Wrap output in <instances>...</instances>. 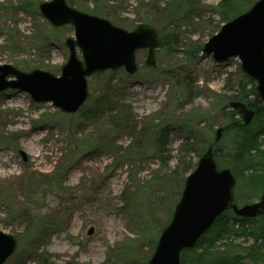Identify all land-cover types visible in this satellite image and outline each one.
<instances>
[{"label":"rangeland","instance_id":"374dc122","mask_svg":"<svg viewBox=\"0 0 264 264\" xmlns=\"http://www.w3.org/2000/svg\"><path fill=\"white\" fill-rule=\"evenodd\" d=\"M43 1L0 0V65L24 72L42 69L59 77L69 59L65 41L74 37V29L53 28L39 11ZM72 1L75 8L93 14L102 0ZM103 1L113 14L104 18L116 26L132 30L149 20L159 30L165 25L178 44L157 51L155 68L145 65L146 50H141L136 74L121 68L93 75L88 80L91 95L113 81L124 89L139 120L167 108L175 117L195 118L200 129L209 125L216 132L224 126L218 105L241 86L249 90L251 85L238 58L218 64L202 52L224 24L221 0H192L196 7L185 13L181 0ZM256 1L245 0L241 13ZM168 15L178 16L176 25H167ZM180 74L193 82L194 91L191 100L175 105L169 99L176 83L172 77ZM181 135L177 131L170 136L161 157H139L129 151L132 138L126 133L110 136L80 112L65 114L51 103H36L27 92L0 93V230L18 240L6 264H148L181 197L185 169L197 162L183 148ZM111 140L123 150L118 164V153L107 147ZM228 141L225 135L220 138L222 145ZM253 193L249 203L258 201L262 191ZM237 203L245 204L240 199ZM31 220L41 224L34 241L28 232ZM249 229L236 244L254 243ZM259 243L264 248V241ZM242 264L252 263L244 259Z\"/></svg>","mask_w":264,"mask_h":264},{"label":"water","instance_id":"95a60500","mask_svg":"<svg viewBox=\"0 0 264 264\" xmlns=\"http://www.w3.org/2000/svg\"><path fill=\"white\" fill-rule=\"evenodd\" d=\"M46 21L54 28L70 25L74 37L66 39L69 59L61 76L33 69L24 72L13 65H0V93L6 90L27 92L36 103H51L65 114H75L90 98L88 79L108 70L134 75L139 70L137 53L147 51L145 65L157 66L156 52L163 47L157 28L140 23L127 30L110 20L80 11L67 0H47L39 5ZM80 52V56L78 54ZM203 52L221 64L238 58L241 70L256 83V92L264 102V0L256 1L246 12L225 23L204 45ZM230 107L250 124L255 111L244 102L232 101ZM216 132V142L222 137ZM27 160L24 152H20ZM237 180L229 168H220L210 147L186 177L172 219L162 230L148 264H182L181 253L195 248L199 239L226 211L245 219L264 215V190L254 203H235ZM90 229L88 234H92ZM18 240L0 230V264L15 253Z\"/></svg>","mask_w":264,"mask_h":264},{"label":"trees","instance_id":"16d2710c","mask_svg":"<svg viewBox=\"0 0 264 264\" xmlns=\"http://www.w3.org/2000/svg\"><path fill=\"white\" fill-rule=\"evenodd\" d=\"M181 2L183 5L180 6L184 13L197 5L192 0H181ZM104 3L103 0L100 1V4L98 2L93 14L113 17L111 9L103 6ZM244 3L245 0H221L219 15L223 22L226 23L241 14L245 8ZM69 4L76 6L72 0H69ZM80 8L83 7L80 6ZM168 17L167 25H176L178 16L171 18L168 15ZM143 22L153 25L149 20ZM165 28L164 25L162 29H157L164 42V47L172 49L171 46L175 47L178 44L177 38L173 32L166 31ZM181 75L172 77L176 83L169 99L171 98L175 105H182L186 100H191L194 91L193 82ZM244 78L251 85V89L247 90L244 85L241 86L237 92L220 102L217 107L224 116L222 135L229 137L228 143L223 145L220 141L216 142V132L212 126L208 125V128L200 129L195 124V118L188 115L187 117H175L173 111L165 112L167 108H164V111H160L156 116L152 114L145 120L137 119L132 111V106L126 103L124 89L113 81L106 82L98 94L91 95L89 101L79 112L88 121L107 129L110 136L118 133L130 135L132 141L129 151H133L139 157L150 153L161 157L167 151L166 146L170 136L177 131L183 134L181 135L183 148L188 153H193L197 161L208 148H213L219 166L231 169L237 179L236 202L240 199L249 203L254 195L253 192L264 190V140L262 139L264 137V102L258 97L255 82L245 74ZM232 101L244 102L248 108L254 110L255 121L245 124L239 112L229 107V103ZM199 117L207 120L203 114ZM174 125H178L177 130ZM115 143L111 140L107 147L113 153H118L117 156L120 158L115 160V164H118L121 161L123 150L118 148ZM196 165L197 162L191 161L189 167L185 169L186 175L193 171ZM57 186L58 184L55 183L54 187ZM232 216H235L233 211L225 212L213 227L199 239L193 250H184L181 253L182 264H242L244 259L252 264H264V248L259 243L264 241V216L255 219H242L235 216L233 222ZM258 220H262L263 223L259 225ZM237 221L239 225L235 226ZM37 223V220H31L28 225L32 241L40 235L41 224ZM246 225L249 226L246 227ZM248 228H250L249 235L254 238V243L246 247L236 244L239 237L247 234Z\"/></svg>","mask_w":264,"mask_h":264}]
</instances>
